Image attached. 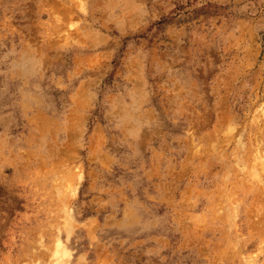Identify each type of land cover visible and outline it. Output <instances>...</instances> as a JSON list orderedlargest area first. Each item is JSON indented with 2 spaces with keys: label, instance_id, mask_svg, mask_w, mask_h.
Returning a JSON list of instances; mask_svg holds the SVG:
<instances>
[{
  "label": "rangeland",
  "instance_id": "1",
  "mask_svg": "<svg viewBox=\"0 0 264 264\" xmlns=\"http://www.w3.org/2000/svg\"><path fill=\"white\" fill-rule=\"evenodd\" d=\"M57 260L264 264V0H0V264Z\"/></svg>",
  "mask_w": 264,
  "mask_h": 264
},
{
  "label": "bare ground",
  "instance_id": "2",
  "mask_svg": "<svg viewBox=\"0 0 264 264\" xmlns=\"http://www.w3.org/2000/svg\"><path fill=\"white\" fill-rule=\"evenodd\" d=\"M56 244H57V245H56V249H55V250H56V254H59V253H61V252L63 253L65 250L62 249V247L60 246V243L57 242ZM55 250H54V251H55ZM57 258H58V257H57ZM59 263H61V261H60V260H57V264H59Z\"/></svg>",
  "mask_w": 264,
  "mask_h": 264
}]
</instances>
